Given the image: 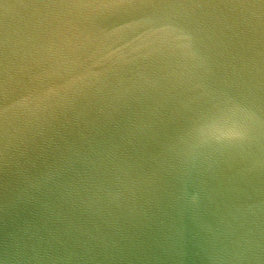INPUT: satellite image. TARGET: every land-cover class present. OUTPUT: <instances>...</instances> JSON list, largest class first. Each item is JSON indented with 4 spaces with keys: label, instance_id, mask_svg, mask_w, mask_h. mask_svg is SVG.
Segmentation results:
<instances>
[{
    "label": "water",
    "instance_id": "water-1",
    "mask_svg": "<svg viewBox=\"0 0 264 264\" xmlns=\"http://www.w3.org/2000/svg\"><path fill=\"white\" fill-rule=\"evenodd\" d=\"M0 264H264V0H0Z\"/></svg>",
    "mask_w": 264,
    "mask_h": 264
}]
</instances>
